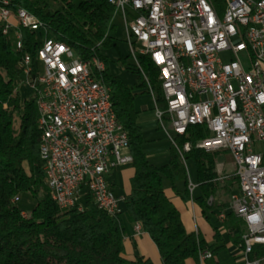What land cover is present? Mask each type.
<instances>
[{
  "label": "built area",
  "instance_id": "built-area-1",
  "mask_svg": "<svg viewBox=\"0 0 264 264\" xmlns=\"http://www.w3.org/2000/svg\"><path fill=\"white\" fill-rule=\"evenodd\" d=\"M108 1L120 6L114 19L124 21L159 125L182 159L192 145L180 147L177 137L195 125L207 131L197 148L233 157L238 189L218 219L224 222L231 211L243 221L233 264H264V0ZM0 24L18 51L26 48L22 30H46L41 20L23 11L22 18H15L7 0H0ZM36 39L32 51L22 56L20 81L34 90L41 110L39 155L53 201L64 211H83L90 197L115 217L122 213L123 198L113 192L108 176L114 168L132 164L133 156L129 137L116 125L114 107L104 106L106 83L96 78V71L106 63L100 56L82 59L54 36ZM142 59L158 72L164 110L157 105ZM54 165H61L62 173H53ZM188 188L192 196L196 184L190 180ZM135 230H143L140 223ZM199 258L206 264L214 255L203 249Z\"/></svg>",
  "mask_w": 264,
  "mask_h": 264
},
{
  "label": "trees",
  "instance_id": "trees-1",
  "mask_svg": "<svg viewBox=\"0 0 264 264\" xmlns=\"http://www.w3.org/2000/svg\"><path fill=\"white\" fill-rule=\"evenodd\" d=\"M7 1L13 12L21 7L32 12L46 29L38 32L22 30L25 50L32 51L36 37L54 36L66 47L73 48L82 59L95 55L105 61L102 78L111 90L117 119L128 133L135 171L124 206L130 220L140 223L150 235L163 264H186L188 259L201 264L199 252L203 249H209L214 255L206 264H218L220 260L216 258L225 250V243L220 226L212 221V216H218L227 206L221 207L214 201L221 184L216 171L217 153H207L196 147L207 131L195 125L189 127L185 135L177 137L180 147L185 142L192 145L190 151L183 153L185 161L173 146L167 163L155 165L149 160L137 122L136 89L110 72L107 58L102 53L114 42L111 32L115 29V6L108 0ZM25 50L15 49L13 39L2 33L0 24V264H154L144 256L124 257L125 227L121 214L109 215L90 197H86L83 211L76 208L64 211L53 201L39 155V110L33 98L23 101L17 90V82L23 75L21 61ZM141 63L158 107L166 109L158 72L145 59ZM138 72L140 82L137 87L145 88L149 93L145 77ZM16 115L20 119L18 130L15 128ZM188 161L195 164L199 189V194L194 191L192 198L215 231L212 242L200 232H187L180 210L165 193L166 179L177 195L184 199L191 197ZM231 180L238 179L235 175ZM178 182L183 183L182 189L177 187ZM226 187L231 191V187ZM24 193H30L36 201L29 216H24V211L15 202ZM210 198H213L211 202ZM221 226L233 244L242 243L241 218L226 211Z\"/></svg>",
  "mask_w": 264,
  "mask_h": 264
},
{
  "label": "rangeland",
  "instance_id": "rangeland-1",
  "mask_svg": "<svg viewBox=\"0 0 264 264\" xmlns=\"http://www.w3.org/2000/svg\"><path fill=\"white\" fill-rule=\"evenodd\" d=\"M115 29L111 32L114 42L109 48H105L102 50V53L106 56L108 61L109 70L113 75L118 76L125 84L132 85L135 87L136 91H139L141 88L137 87L140 82V73L138 72V68L136 66L135 60L131 54L129 44L126 40L125 33V24L121 16H117L114 20ZM224 58L227 57V54H224ZM149 80V79H148ZM150 82V81H149ZM148 85V84H147ZM17 89L23 101L30 100L34 97V90L30 88L25 82L19 81L17 82ZM149 89V87H148ZM145 105L148 108L154 107V102L152 100L151 95L148 93L138 94L135 98V105L139 106ZM20 119L16 115L15 117V128L18 130ZM167 128L172 132V127L167 123ZM143 138L146 140L143 143V149L148 154L149 160L155 165H162L167 163L171 156V141L165 132L162 129H154L152 132H147L143 135ZM123 153H126L123 151ZM217 169L223 165L225 171L231 172L233 175L227 176L224 179H221L222 183L215 195V203L220 204L222 207L224 203H228L230 200V192L236 191L238 187V180H231L234 174V159L228 153H217ZM189 179L193 181L195 184L197 182L196 176V167L193 161L187 162ZM128 173L133 174V168L131 165H127L124 167ZM120 169H115L114 172L118 173ZM219 175H222L218 172ZM230 174V173H229ZM226 176V175H225ZM231 178V179H230ZM230 179V180H229ZM165 185L168 186L169 182L165 179ZM178 185H182L179 183ZM225 185V186H224ZM226 185L231 187V191L227 190ZM129 191L128 182L126 183V188L121 186L116 189L117 193ZM19 208H21L26 216L30 215L33 207L35 206V199L30 193H24L17 197L15 201ZM121 208L124 213H126V209L124 204L121 205ZM235 250H230L226 248L220 253V262L219 264H232L234 257L232 253Z\"/></svg>",
  "mask_w": 264,
  "mask_h": 264
},
{
  "label": "crops",
  "instance_id": "crops-1",
  "mask_svg": "<svg viewBox=\"0 0 264 264\" xmlns=\"http://www.w3.org/2000/svg\"><path fill=\"white\" fill-rule=\"evenodd\" d=\"M136 93L141 94V93H147V92L145 91V88H141L139 91H136ZM148 94L151 95L150 92ZM134 104H135V102H134ZM135 108L138 112L137 122L141 128L143 135L146 134L147 132L154 131V129H162L159 125V122H158V119L156 116L155 105L151 109L145 105H140V104H139V106L135 105ZM147 156H148V154H147ZM216 160H217V158H216ZM216 164H217V161H216ZM127 165L132 166V164H126L123 166H118V167L114 168L108 176V181L111 184L113 192L117 196L123 198L121 205L124 204L125 197L127 194H129V192L131 190V178L135 172L134 167L132 166L133 174L128 173L127 170L124 169V167ZM118 168L120 169V171L118 173L114 172V170L118 169ZM216 171L222 174V175H219L220 176L219 179H220L221 183H222L221 179L225 175H226V177L233 175L231 172L225 171L223 165H221L218 169L216 167ZM188 178H189V176H188ZM190 180L191 179H189V181ZM127 182H128V186H129V191H127V192L124 191L123 193H117L116 189L120 188L121 186L126 188ZM179 183H181L182 185H178ZM195 184H196V188L194 191L196 192V194H199L198 183L196 182ZM237 184H238V182H237ZM188 185H189V183H188ZM177 187L179 189H182L183 183L178 182ZM237 189H238V187H237ZM165 193H166L167 197H169L173 201V203L177 206V208L180 210L181 218H182V221L185 225L187 232H200L208 242H212L214 240L215 231L213 230L212 225L203 216L201 208L197 205V203H195L192 196L189 197L188 199L182 198L180 195H177L175 193V191L171 188L170 184L168 186L165 185ZM231 193H233V191ZM231 193H230V195H231ZM210 199L213 200V198H210ZM214 201H215V198H214ZM229 201H228V203H224L227 206V208L222 210V211L228 210ZM220 209H221V207H220ZM222 211H220V212H222ZM121 218L123 221V225L125 227L124 251H123L124 257L127 259H135L137 256H144L146 258H150L154 262V264H163L159 250H158L156 244L154 243V241L151 239L150 235L147 232H145L144 230H142L140 233H137L135 230L136 223L132 222L129 218V215L127 213H124L123 210L121 213ZM212 221L214 223H216V225L220 226L221 235L224 238L225 249L228 248L230 250H234V247L237 245L233 244L231 242V240L229 239L228 233H227L226 229H224L221 226L222 222L218 219V216H215V215L212 216ZM232 255H233V253H232ZM216 260H220V255H219V258H216ZM186 264H197V263L194 259H188L186 261Z\"/></svg>",
  "mask_w": 264,
  "mask_h": 264
},
{
  "label": "bare ground",
  "instance_id": "bare-ground-1",
  "mask_svg": "<svg viewBox=\"0 0 264 264\" xmlns=\"http://www.w3.org/2000/svg\"><path fill=\"white\" fill-rule=\"evenodd\" d=\"M7 3H8V1H7ZM115 8H116V13H120V6H115ZM22 11L24 13H26L27 16H29L31 19L39 20L32 12L28 11L27 9H25L23 7L18 8V10L16 12H13V16H15V18H22ZM41 26L44 27L43 22H41ZM92 58H99V56L94 55ZM105 68H106V66H103V71H96V78H102L103 73L105 71ZM103 97H104V106L113 107L111 90L107 84H104V86H103ZM39 117H41V110H39ZM116 125L122 126V128L124 129L123 125L118 121L117 116H116ZM124 134H126V137H128V133L125 129H124ZM40 158H41V156H40ZM41 160H42V158H41ZM53 173H62V166L61 165H54L53 166ZM47 183H48V187L51 191L52 199H53L51 182L47 181Z\"/></svg>",
  "mask_w": 264,
  "mask_h": 264
}]
</instances>
